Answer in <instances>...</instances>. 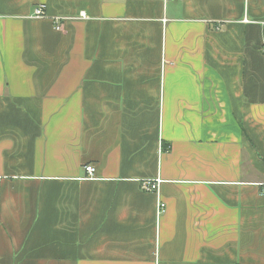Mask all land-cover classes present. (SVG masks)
<instances>
[{
    "label": "crops",
    "instance_id": "obj_1",
    "mask_svg": "<svg viewBox=\"0 0 264 264\" xmlns=\"http://www.w3.org/2000/svg\"><path fill=\"white\" fill-rule=\"evenodd\" d=\"M263 45L264 0H0V264H264Z\"/></svg>",
    "mask_w": 264,
    "mask_h": 264
},
{
    "label": "built area",
    "instance_id": "obj_2",
    "mask_svg": "<svg viewBox=\"0 0 264 264\" xmlns=\"http://www.w3.org/2000/svg\"><path fill=\"white\" fill-rule=\"evenodd\" d=\"M80 17L85 18L83 13L80 14ZM32 18H34V19L45 18V6L41 5V4L38 5L34 9ZM53 24H54L55 30H57V31L61 30V26H60L61 20L59 18L54 19ZM262 52L264 53V45L262 47ZM84 171L86 172L88 178H93V174H94L95 170L92 166H85ZM160 183H161V181L159 179H156L153 181H144L141 184V189L147 193H153V192L156 193L158 191ZM261 192L264 194V184L261 185ZM164 210H165V204L163 202L158 201L157 206H156V218H157V220L164 213Z\"/></svg>",
    "mask_w": 264,
    "mask_h": 264
}]
</instances>
